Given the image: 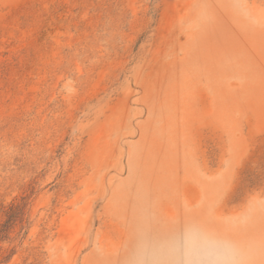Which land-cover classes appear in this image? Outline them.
Masks as SVG:
<instances>
[{"label":"rangeland","instance_id":"1","mask_svg":"<svg viewBox=\"0 0 264 264\" xmlns=\"http://www.w3.org/2000/svg\"><path fill=\"white\" fill-rule=\"evenodd\" d=\"M264 264V0H0V264Z\"/></svg>","mask_w":264,"mask_h":264},{"label":"clouds","instance_id":"2","mask_svg":"<svg viewBox=\"0 0 264 264\" xmlns=\"http://www.w3.org/2000/svg\"><path fill=\"white\" fill-rule=\"evenodd\" d=\"M183 264H234L220 251V245L210 234L191 230L186 238V259Z\"/></svg>","mask_w":264,"mask_h":264}]
</instances>
